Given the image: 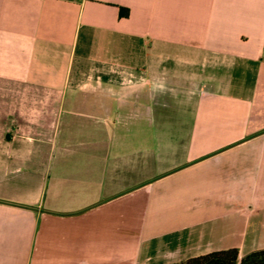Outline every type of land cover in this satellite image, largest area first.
Wrapping results in <instances>:
<instances>
[{"label":"crops","instance_id":"obj_1","mask_svg":"<svg viewBox=\"0 0 264 264\" xmlns=\"http://www.w3.org/2000/svg\"><path fill=\"white\" fill-rule=\"evenodd\" d=\"M233 249L264 250V0H0V264Z\"/></svg>","mask_w":264,"mask_h":264},{"label":"trees","instance_id":"obj_2","mask_svg":"<svg viewBox=\"0 0 264 264\" xmlns=\"http://www.w3.org/2000/svg\"><path fill=\"white\" fill-rule=\"evenodd\" d=\"M121 15L127 16V11L122 9ZM182 264H264V250L254 252L241 260L237 250H227L190 259Z\"/></svg>","mask_w":264,"mask_h":264},{"label":"rangeland","instance_id":"obj_3","mask_svg":"<svg viewBox=\"0 0 264 264\" xmlns=\"http://www.w3.org/2000/svg\"><path fill=\"white\" fill-rule=\"evenodd\" d=\"M167 113L170 114V110H168Z\"/></svg>","mask_w":264,"mask_h":264}]
</instances>
